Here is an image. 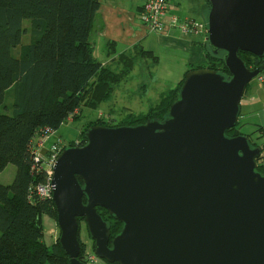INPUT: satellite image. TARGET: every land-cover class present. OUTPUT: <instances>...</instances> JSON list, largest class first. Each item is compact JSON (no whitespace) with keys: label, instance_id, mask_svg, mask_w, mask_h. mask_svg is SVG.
I'll use <instances>...</instances> for the list:
<instances>
[{"label":"water","instance_id":"water-1","mask_svg":"<svg viewBox=\"0 0 264 264\" xmlns=\"http://www.w3.org/2000/svg\"><path fill=\"white\" fill-rule=\"evenodd\" d=\"M205 1L206 50L228 76L191 68L162 119L91 125L57 155L51 199L67 264H91L78 257L79 218L109 264H264L262 149L226 133L264 74V0ZM239 51L259 63L247 67ZM97 207L122 223L112 238Z\"/></svg>","mask_w":264,"mask_h":264},{"label":"trees","instance_id":"trees-1","mask_svg":"<svg viewBox=\"0 0 264 264\" xmlns=\"http://www.w3.org/2000/svg\"><path fill=\"white\" fill-rule=\"evenodd\" d=\"M99 6V0H0V172L10 163L16 167L12 181L0 183V264H67L68 256L58 238L50 245L44 240L43 216L56 219V214L52 199L41 198L34 190L46 176L44 170L34 169L31 146L34 138L55 132L71 116L78 117L82 106L95 108L108 101L114 85L130 70L131 64L124 62L123 70L115 71L93 56L90 37ZM24 19L31 20L34 39L20 45ZM18 45L19 55L15 56L13 48ZM142 53L152 58L151 52ZM238 54L249 68L260 61L249 52ZM205 56L206 63L193 68L207 67L228 76L219 57L207 50ZM180 85L171 95L162 94L146 113L137 117L130 112L132 120L117 125L162 119ZM7 96L11 103L6 102ZM94 124L116 125L107 122L103 114L87 127ZM235 127L226 133L240 134ZM84 131L75 144L84 142ZM260 147L257 170L264 173ZM97 211L112 238L122 223L104 208L97 207ZM80 246L78 257L83 261L82 242Z\"/></svg>","mask_w":264,"mask_h":264},{"label":"crops","instance_id":"crops-1","mask_svg":"<svg viewBox=\"0 0 264 264\" xmlns=\"http://www.w3.org/2000/svg\"><path fill=\"white\" fill-rule=\"evenodd\" d=\"M99 1L100 6L94 16V31L90 37L93 45L92 53L94 54L97 49L100 57L93 56L104 66L115 71L123 70L125 64H131L129 72L122 79L123 83L132 82V76L136 74V59L140 57L151 59L156 66L162 55H169L171 65L165 70L176 71V79H172L171 83L182 80L189 69L206 63L205 28L183 32L178 26L169 25L171 15L176 16L180 21L195 20L204 24L202 16L207 9L205 0H170L169 16L165 18L168 27L163 33L150 31L139 20L138 11L144 0ZM143 51L151 52L152 58L145 56ZM175 66L176 68L173 69ZM150 73L152 74L149 70V76H151ZM160 80L167 82L165 76ZM137 86L140 90L142 88L143 91L147 90L144 84ZM116 87L114 85L109 101L122 97V94L115 93ZM128 104L129 102L122 101L121 106L132 111ZM246 107L251 113L254 112L256 121L254 125L264 133V102L250 103L249 101ZM55 132L51 133L49 140ZM262 163L264 165V160ZM46 218L49 217L43 216V221Z\"/></svg>","mask_w":264,"mask_h":264},{"label":"rangeland","instance_id":"rangeland-1","mask_svg":"<svg viewBox=\"0 0 264 264\" xmlns=\"http://www.w3.org/2000/svg\"><path fill=\"white\" fill-rule=\"evenodd\" d=\"M203 20L204 17L202 16ZM22 25L25 28L24 33L21 36V44L29 43L33 41L34 36L31 32L32 23L30 19H24L22 21ZM20 45L13 48V54L15 56L19 55ZM96 58H99V51L96 49L94 54ZM248 59V56H245ZM171 57L167 54L162 55L160 58V62L158 65H154L151 59L149 58H137L136 59V74L132 76V82H125L123 80L116 84V94H122V97H118L113 101H104L97 104V107H88L82 106V109L78 110V117H69L64 123L60 125V127L56 130L55 134L49 140H45V145L47 147L50 146L53 142L59 141L61 146H66L69 144H75L80 141L82 138V133L84 129L93 123H96L97 118L103 114V118L106 119L111 125H117L122 122H127L132 120V115L130 112H134V114L138 117L141 114L146 113L150 107L155 106L156 103L160 100V93L163 91V94L169 96L172 94L173 90L176 89L181 81H176L175 83H171L172 79H176V71L168 72L167 69L170 65ZM209 64V63H208ZM176 66L173 68L175 69ZM149 70L152 72L151 76H149ZM165 79L167 82H163L165 80H160V78ZM263 80L258 77L253 78L249 81L242 98L240 100V116L238 119V123L234 130H237L247 136L250 137L251 141L262 146L264 153V133L261 132L260 128H257L254 123L255 115L254 112L251 113L247 110V103H258L259 101L264 102V74H262ZM161 81V82H160ZM125 84V85H124ZM145 85L147 90H140V87L137 85ZM136 85V86H134ZM123 86L125 88H123ZM152 88V90H151ZM151 90V91H150ZM119 98L121 100H119ZM6 102L11 103V98L9 96L6 97ZM122 101L129 102V109L122 107ZM126 104V103H125ZM111 106V107H110ZM164 108V107H161ZM38 138H34L33 143L37 142ZM16 171V167L13 164H8L6 167L0 172V183H10L14 177ZM107 218V214H105ZM43 222V230H44V240L47 245L52 244L57 241L59 236V228L56 223V219L54 218H46ZM79 229H78V238L79 241L83 243V250L81 253V259L84 260V255H93L94 261L92 264H108L105 260L97 257L93 253V240L90 238L86 224L84 220L81 218L78 220ZM114 224V223H112ZM117 231V230H116Z\"/></svg>","mask_w":264,"mask_h":264},{"label":"built area","instance_id":"built-area-1","mask_svg":"<svg viewBox=\"0 0 264 264\" xmlns=\"http://www.w3.org/2000/svg\"><path fill=\"white\" fill-rule=\"evenodd\" d=\"M170 6V0H144L138 11L139 20L150 31L155 33H163L168 27L165 18L169 16ZM169 20V25L171 24L173 26H178L183 32H187L189 30L197 31L200 28H205V24L203 23L197 22L195 20L180 21L174 15H171ZM259 79L263 80V76L260 75ZM51 133H45L43 136L38 138L37 142L32 143L31 146L34 169L44 170L46 176L45 181L38 182L34 185L35 192L41 198H51V170L57 155L63 148L59 141L53 142L49 147L45 145V140L49 138ZM42 151H44V153H42ZM83 261L92 264L94 261V256L85 254Z\"/></svg>","mask_w":264,"mask_h":264},{"label":"flooded vegetation","instance_id":"flooded-vegetation-1","mask_svg":"<svg viewBox=\"0 0 264 264\" xmlns=\"http://www.w3.org/2000/svg\"><path fill=\"white\" fill-rule=\"evenodd\" d=\"M108 263V262H107Z\"/></svg>","mask_w":264,"mask_h":264}]
</instances>
